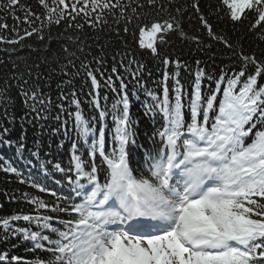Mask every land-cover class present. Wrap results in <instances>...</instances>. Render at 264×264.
I'll return each mask as SVG.
<instances>
[{
	"label": "snow or ice",
	"instance_id": "obj_1",
	"mask_svg": "<svg viewBox=\"0 0 264 264\" xmlns=\"http://www.w3.org/2000/svg\"><path fill=\"white\" fill-rule=\"evenodd\" d=\"M36 2L39 13L0 0V11L17 21L15 10L26 9L29 25L22 35L13 27L14 38L0 35V44L12 45L0 49L8 56L0 59V117L14 123L19 101L21 128L37 132L28 151L38 174L25 176L10 161L0 171L53 200L22 192L31 211L0 217V243L27 242L41 253L0 251V264H264V49L243 45L249 34L264 43V0H210L207 13L201 0ZM213 18L235 31H217ZM193 19L197 34L185 31ZM173 35L205 58L195 60L187 83L180 78L187 62L164 50ZM224 57L235 63L206 70ZM148 61L163 65L155 88L146 86ZM140 90L153 128L149 147L138 142L131 112ZM85 103L96 115L85 116ZM51 121L49 135L75 133L68 166L53 165L66 193L46 184L51 162L40 145ZM0 129V143L15 144L23 159L26 132L14 142L4 139L10 130L2 120ZM27 165L35 167L32 159Z\"/></svg>",
	"mask_w": 264,
	"mask_h": 264
},
{
	"label": "trees",
	"instance_id": "obj_2",
	"mask_svg": "<svg viewBox=\"0 0 264 264\" xmlns=\"http://www.w3.org/2000/svg\"><path fill=\"white\" fill-rule=\"evenodd\" d=\"M210 2V0H201L202 6H204V10L207 13L209 9L207 8V4ZM211 2H215V0H211ZM21 3L25 6H30L33 11L39 13L40 7L37 4L36 0H21ZM26 9H20L17 8L15 10V15L20 17V21H17L13 18V16L7 12L0 11V24L7 23L9 25L8 29H0V35L5 36L6 38H14L15 33L11 31L13 27H16L20 34H23V30L25 28H29V25L23 23V17L25 15ZM213 23L216 26L217 31L221 30H227L229 34H232L235 30L232 28L230 24H224L221 22H218L213 18ZM198 27V23L195 19L191 22V26H189L188 23L185 24V31L189 32V34H197L196 28ZM246 31V30H242ZM206 35V34H205ZM29 43H32L34 41H28ZM244 49L247 52H252L255 50L258 54L261 49H264V43L257 40V38L251 34H249L246 39L243 41ZM12 45H6V44H0V49H6L10 48ZM217 51L219 52L220 47L219 45L216 46ZM165 51L171 53L173 58H180L182 61H186L188 67L180 69V78L183 83H187L191 81L194 76V72L196 71V59H205L201 53L197 52L195 49L194 44L190 40L182 41L177 35H173L170 38V44L165 46ZM23 55V53H22ZM15 57H13L14 59ZM0 59H5L7 61L8 56L7 53L0 51ZM223 63L218 59L216 62V66L214 68H207L208 71H214L216 73H219L221 67H225V65L233 64L234 61H230L227 59V57L223 58ZM201 66H204L203 64ZM148 68L152 72L151 77L146 76V86L148 88H155L156 85L153 84L154 80H159L161 78L162 72H163V65H160L157 61H148ZM175 68L174 66L169 67V72H174ZM126 75V73H125ZM5 78V70L0 66V82H2ZM261 83H264V80L261 81ZM53 88H55V85H53ZM106 91V90H104ZM102 91V95H103ZM13 95L15 93L13 92ZM53 96H55V93H53ZM114 97L111 93H109V106L112 102ZM133 103H132V116L134 120L139 121L138 125L135 126V130L137 132V139L138 142L145 147L150 146V141L147 139L148 136L151 134L153 128L150 121L147 120V118L142 116L143 113V107L142 104L147 101V97L143 90L139 91V100H137L135 97H131ZM150 102V101H148ZM19 101H17V108L15 109L16 114V121L14 123L8 122V120H4L3 117H0V120L3 121L4 127L9 128V133L4 137V139H10L12 141H18L21 134L23 132H26L27 139H26V150L23 153V159L18 158L16 155V147L15 144L12 146L4 145L3 143H0V164H2L4 161H10L13 163L14 166H16L18 169H20L25 176L28 174V171L31 170L34 174H38L37 170L39 169V162H37L34 158L30 156L29 149L34 150L35 147V141L37 140V132L33 130L31 125L25 124L24 128H21V121L19 119L20 115L22 114L19 108ZM84 114L87 118H91V116L96 115L95 111L91 109L86 103L82 106ZM11 111V110H10ZM110 124V122H109ZM56 126L55 121L49 122L47 125V128L45 129L44 136L42 138V143L40 145L41 147V159L48 164V170L50 172L51 178L47 180L46 184L49 188L55 189L58 192L62 191L63 193H66L68 191L67 182L66 180L62 181L61 185H57L55 181L57 179H60L62 174L55 172L53 165L55 163H61L63 167L68 166V162L70 160L71 156V144L73 139H75V133H71L68 138H65L63 135V132L58 133L56 135H49V130ZM111 126V124H110ZM69 128H71V123L69 124ZM2 131V129H0ZM63 144V147H58V145ZM80 148V154L85 153V148L82 145H78ZM143 150L141 149L140 152L137 155V159H140L142 156ZM32 159L33 165L35 167H31L27 165V160ZM103 179V177H101ZM8 192L9 194H14L16 199L9 200L5 197L4 193ZM22 192H28L33 196H38L46 201L53 200V197H51L48 193H41L37 189L31 188L27 184H20L19 178H17L15 175L6 174L3 171H0V217L8 216L13 213H17L20 211L23 212H29L31 211V206L27 203H25L21 199V193ZM22 226L24 225V222H20ZM17 243L18 247L13 249L12 244ZM31 247L30 243H23L21 244L19 241L16 240H10L7 243H0V251L7 250L9 251V255H19L22 257H25L26 259H32L36 255H41L39 251L33 253L28 251V249Z\"/></svg>",
	"mask_w": 264,
	"mask_h": 264
}]
</instances>
